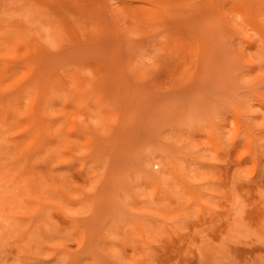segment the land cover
<instances>
[{
	"label": "rangeland",
	"instance_id": "obj_1",
	"mask_svg": "<svg viewBox=\"0 0 264 264\" xmlns=\"http://www.w3.org/2000/svg\"><path fill=\"white\" fill-rule=\"evenodd\" d=\"M0 264H264V0H0Z\"/></svg>",
	"mask_w": 264,
	"mask_h": 264
}]
</instances>
